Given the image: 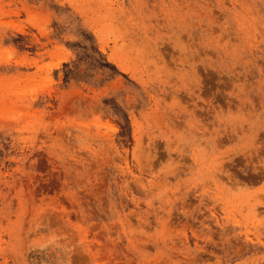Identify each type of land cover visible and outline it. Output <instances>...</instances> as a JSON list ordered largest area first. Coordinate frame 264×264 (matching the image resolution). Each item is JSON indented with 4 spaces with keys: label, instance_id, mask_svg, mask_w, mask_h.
<instances>
[{
    "label": "rangeland",
    "instance_id": "obj_1",
    "mask_svg": "<svg viewBox=\"0 0 264 264\" xmlns=\"http://www.w3.org/2000/svg\"><path fill=\"white\" fill-rule=\"evenodd\" d=\"M0 264H264V0H0Z\"/></svg>",
    "mask_w": 264,
    "mask_h": 264
}]
</instances>
